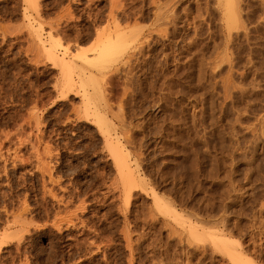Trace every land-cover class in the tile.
I'll list each match as a JSON object with an SVG mask.
<instances>
[{
	"label": "rangeland",
	"instance_id": "rangeland-1",
	"mask_svg": "<svg viewBox=\"0 0 264 264\" xmlns=\"http://www.w3.org/2000/svg\"><path fill=\"white\" fill-rule=\"evenodd\" d=\"M89 1L40 0L67 59L124 44L66 85L0 0V264H264V0Z\"/></svg>",
	"mask_w": 264,
	"mask_h": 264
},
{
	"label": "bare ground",
	"instance_id": "bare-ground-1",
	"mask_svg": "<svg viewBox=\"0 0 264 264\" xmlns=\"http://www.w3.org/2000/svg\"><path fill=\"white\" fill-rule=\"evenodd\" d=\"M26 3H27V6L28 7H30V8H32L33 9V12H34V14H29V15H27V17H26V15H25V17L27 18V20H28V22L30 23L31 21H33V22H36L37 24H38V26L36 25H31V27H32V30H33V34L31 35L32 36V42L33 41H36V43L38 44V46L41 48V50L42 51H45V53H46V58H49L52 62H53V64H55L57 67H59V68H61V72H64L63 73V78H64V75H65V73H68V75H67V78H71L70 80L68 79L67 81H66V85H68V83H69V85H70V83H71V81L73 80L72 79V77L70 76L71 74V62H72V59H73V57L74 58H80L82 61H84V62H86L87 64H91L93 61H95V63H96V61H97V63L95 64L94 62V65H93V67H95L96 65H97V67H98V65H102L103 64V66H104V64L105 63H107V62H103L104 60L106 61L107 59H109V58H111L113 55H115L116 53H120L122 50V47H123V45L124 44H120L119 43V41H121V39L119 40V35H116L117 33H115V35L113 34V35H111V36H106L107 38H105V37H103V36H101V37H103L104 39H105V41H103V40H101L100 39V43H98V45H96L97 46V50L95 51L96 52V54H95V56L93 57V56H90V57H88L86 54H84L83 52L82 53H79L77 56H73L72 57V59L70 58H68L67 59V53H68V51L67 52H59V51H56V49L55 48H57L55 45L58 43V41L57 42H55V43H53L54 41H55V39H54V36H59V33H61V32H59L58 31V27H59V25H58V23L57 24H53V23H49L48 24V26H49V30L47 31V34H43L42 32H45L44 31V27H43V21H42V19H43V16H42V7H40V0H24ZM89 1V0H88ZM92 1V0H91ZM90 2V1H89ZM94 2V1H93ZM228 2H229V4L227 5V6H229V9H230V12L228 13V15H231V18H233L234 17V19H235V15H234V4L232 3V0H231V2H230V0H228ZM227 2V3H228ZM70 4V3H69ZM89 5V4H88ZM93 8V7H92ZM26 9V13H28V9L29 8H25L24 7V10ZM47 9V8H46ZM84 10V9H83ZM88 10V9H87ZM72 11V10H71ZM63 13V12H62ZM61 13V14H62ZM67 13V12H66ZM83 13H84V11H83ZM44 14V13H43ZM70 14V13H69ZM68 14V15H69ZM92 14V13H91ZM110 14V13H109ZM71 15V14H70ZM23 16H24V14H23ZM67 17V16H66ZM70 17V16H69ZM25 18V19H26ZM57 18V17H56ZM72 18V17H71ZM79 18V17H78ZM95 19V18H94ZM119 19V18H118ZM117 19V20H118ZM233 19V20H234ZM51 20H53V19H51ZM228 20H230L229 19V17H228ZM50 21V20H49ZM61 21V20H60ZM231 21H232V19H231ZM62 22V21H61ZM114 22H116V21H114ZM96 23V22H95ZM27 24V23H26ZM47 24V23H46ZM28 25V24H27ZM29 25V26H30ZM56 25V26H55ZM115 23H114V27H115ZM30 27V28H31ZM63 27V26H62ZM116 27H117V25H116ZM115 27V28H116ZM67 28V27H66ZM119 27H117V29H118ZM47 29H48V27H47ZM21 30V29H20ZM59 30H61V29H59ZM122 32H125V31H122ZM97 33V32H96ZM99 33H101V32H99ZM99 33H97V37L99 36ZM112 33V32H111ZM12 34V33H11ZM19 34V33H18ZM104 34V33H103ZM108 34V33H107ZM110 34V33H109ZM122 34V33H121ZM124 34V33H123ZM122 34V35H123ZM15 35V34H14ZM45 35H47L46 37H45ZM74 35H76V34H74ZM101 35V34H100ZM116 36H118L117 38H115ZM124 36V35H123ZM64 37V36H63ZM77 38V37H76ZM31 39V38H30ZM63 39V38H62ZM119 40V41H118ZM27 41H29V40H27ZM102 41V42H101ZM49 42H50V45H48L49 44ZM27 43V42H26ZM122 43H124L123 41H122ZM34 44V43H33ZM37 44H36V46H37ZM55 44V45H54ZM70 44V43H69ZM59 46H61L60 44H58ZM1 47V46H0ZM34 48V47H33ZM66 48V47H65ZM96 48V47H95ZM127 49V48H126ZM25 50H27V49H25ZM29 50H30V47H29ZM34 50V49H33ZM32 50V51H33ZM38 50H40L39 48H38ZM60 50V49H59ZM63 50H67V48L66 49H64L63 48ZM31 51V50H30ZM62 51V50H61ZM25 52V51H24ZM36 52H38V51H36ZM26 53V52H25ZM122 53V52H121ZM33 54H34V52H33ZM75 54V53H74ZM81 54V55H80ZM83 54V55H82ZM24 55V54H23ZM36 55V54H35ZM39 55H41V54H39ZM38 55V56H39ZM42 56H44V55H42ZM35 57V56H34ZM74 60V59H73ZM111 61V60H110ZM36 62V61H35ZM34 62V63H35ZM91 62V63H90ZM101 64H100V63ZM103 62V63H102ZM113 62V61H112ZM33 63V62H32ZM73 63V62H72ZM92 63V64H93ZM45 64V63H44ZM91 64V65H92ZM108 64H110V63H108ZM73 65H74V63H73ZM106 65V64H105ZM75 66V65H74ZM109 66V65H108ZM100 67V66H99ZM52 68V67H51ZM102 68H104V67H102ZM35 71V70H34ZM62 74V73H61ZM70 74V75H69ZM61 76V75H60ZM73 82V81H72ZM72 84V83H71ZM65 87V86H64ZM70 87V86H69ZM35 92V91H34ZM36 94V93H35ZM84 94H86V93H84ZM64 95V94H63ZM83 95V94H82ZM41 96V95H40ZM48 100V99H47ZM37 102V101H36ZM53 106V105H52ZM84 109H86V108H84ZM87 109H90L89 107L87 108ZM86 109V110H87ZM85 110V111H86ZM34 111V110H33ZM32 111V112H33ZM87 112V111H86ZM88 113V112H87ZM86 113V114H87ZM96 113V112H95ZM27 115V114H26ZM32 115V114H31ZM79 115V114H78ZM82 115V114H81ZM87 116V115H86ZM31 117H34L35 118V116L33 115V116H31ZM89 117V116H88ZM30 118V117H29ZM22 120V119H21ZM36 120V119H35ZM68 120V119H67ZM93 120V119H92ZM36 121H38V120H36ZM29 125V124H28ZM36 126V125H35ZM20 127V126H19ZM35 129V128H34ZM4 130V129H3ZM17 131V130H16ZM14 132V131H13ZM8 134V133H7ZM18 135V134H17ZM4 136H6V135H4ZM20 137V136H19ZM25 138V137H24ZM8 139V138H7ZM10 139V138H9ZM36 139V138H35ZM17 140V139H16ZM19 140V139H18ZM35 141V140H34ZM19 142V141H18ZM22 142V141H21ZM17 143V142H16ZM26 144V143H25ZM44 144V143H43ZM49 145V144H48ZM47 146V145H46ZM55 146V145H54ZM33 147V146H32ZM57 148V147H56ZM49 150H51V149H49ZM70 150V149H69ZM22 152V151H21ZM44 154V153H43ZM116 154V153H115ZM114 154V155H115ZM15 155V154H14ZM45 156V155H44ZM115 157H117V159H116V161L118 160V162H117V164H119L118 165V167L120 166V168H118V172L123 176V177H121L120 176V178H125L124 180H125V184L124 185H126L127 187H128V189H127V191H129V190H131L132 188H134V186L136 187V182H135V180H134V175L131 173V171H129L130 169H129V166H128V164H127V162L122 158V156L119 154V153H117L116 155H115ZM16 158V157H15ZM61 158V157H60ZM14 159V158H13ZM12 159V160H13ZM54 159V158H53ZM30 160V159H29ZM14 162V161H13ZM31 162V161H30ZM29 162V163H30ZM22 163V162H21ZM32 163V162H31ZM42 163H43V161H42ZM47 163V162H46ZM49 163V162H48ZM32 164H34V163H32ZM52 165V164H51ZM46 166H48V165H46ZM16 167V166H15ZM39 169V168H38ZM41 170V169H40ZM43 170V169H42ZM120 170V171H119ZM28 171V170H27ZM44 174H46V173H44ZM51 175V174H50ZM50 177V179H52V177L51 176H49ZM3 180V179H2ZM122 180V179H121ZM62 181V180H61ZM15 183V182H14ZM63 184V183H62ZM138 185V184H137ZM42 186V185H41ZM113 186V185H112ZM118 187V186H117ZM125 188V187H124ZM78 190V189H77ZM110 190V189H109ZM126 190V189H125ZM52 191H53V189H50L49 190V192H50V195L52 196V197H56L54 194H52ZM76 191V190H75ZM126 192V191H125ZM131 192V191H130ZM129 192V193H130ZM40 194V193H39ZM49 194V193H48ZM126 194H127V192H126ZM125 194V195H126ZM35 195V194H34ZM129 195V194H128ZM73 196V195H72ZM79 197V196H78ZM125 197H127V195L126 196H124V199L126 200L127 198H125ZM51 198V197H50ZM22 199H23V197H22ZM36 199V198H35ZM154 199H155V202L158 204V206L159 207H162V205H161V203L160 202H162V201H159L158 200V198H157V196L155 195L154 196ZM52 200V199H51ZM57 200V199H56ZM60 200V199H59ZM20 201V200H19ZM22 201V200H21ZM61 202V201H60ZM67 202H69V201H67ZM80 202V201H79ZM87 202V201H86ZM58 203V202H57ZM56 203V204H57ZM63 204H65V203H63ZM67 204V203H66ZM85 204V203H84ZM83 204V205H84ZM59 205V204H58ZM79 205V204H78ZM82 205V204H81ZM164 206V205H163ZM29 207V206H28ZM31 207V206H30ZM68 207V206H67ZM80 207V206H79ZM83 207V206H82ZM166 207V206H165ZM52 208V207H51ZM17 209V208H16ZM80 209V208H79ZM160 209V208H159ZM158 209V210H159ZM167 210V209H166ZM18 211V210H17ZM21 211H23V210H21ZM67 211V210H66ZM72 211V210H71ZM77 211V210H76ZM262 211V210H261ZM60 212V211H59ZM20 213V212H19ZM166 213H168L167 211H166ZM26 215H27V213H26ZM48 215V214H47ZM54 216V215H53ZM57 216V215H56ZM77 217V216H76ZM81 218V217H80ZM173 218V217H172ZM31 219V218H30ZM56 219V218H55ZM73 219V218H72ZM79 220V219H78ZM65 221V220H64ZM81 221V220H80ZM31 222V221H30ZM35 222V221H34ZM55 222V221H54ZM60 222V221H59ZM69 222V221H68ZM68 222H66V223H68ZM37 223V222H36ZM57 224H58V222H56ZM61 223H62V220H61V222H60V225H61ZM28 224V223H27ZM30 224V223H29ZM55 224V223H54ZM71 224V223H70ZM59 225V226H60ZM73 225V224H72ZM54 226V225H53ZM58 226V227H59ZM66 226V225H65ZM44 227V226H43ZM51 227V226H50ZM68 227V226H67ZM38 228V227H37ZM54 228V227H53ZM60 228V227H59ZM59 228H57V229H59ZM28 229V228H27ZM65 229V228H64ZM23 231V230H22ZM26 231V230H25ZM82 231V230H81ZM127 231V230H126ZM192 231V230H191ZM190 232V231H189ZM22 233V232H21ZM26 233H27V231H26ZM44 233V232H43ZM23 234V233H22ZM53 235V234H52ZM80 235V234H79ZM190 235V234H189ZM194 235V234H193ZM192 235V236H193ZM199 235V234H198ZM96 237V236H95ZM123 237V236H122ZM127 238V237H126ZM217 238V239H216ZM216 241H217V244L218 245H220L221 247V249H222V251H224L228 256H230V258L236 263V264H252V263H249V261L247 260L248 258L247 257H244V256H242L241 254H235L234 252H231V250H230V244H233V242H232V240H230V239H228V238H223L222 236H220V235H218V236H216ZM19 239V238H18ZM129 239V238H128ZM58 240V239H57ZM195 240V239H194ZM252 241V240H251ZM196 242V241H195ZM21 243V242H20ZM56 243H57V241H56ZM254 243V242H253ZM23 245V244H22ZM45 245V244H44ZM51 245V244H50ZM78 245V244H77ZM76 246V245H75ZM98 246V245H97ZM19 248V247H18ZM99 248V247H98ZM82 250V249H81ZM93 250V249H92ZM62 251V250H61ZM41 252V251H40ZM233 253V254H232ZM46 254V253H45ZM64 254V253H63ZM258 254V253H257ZM130 255V254H129ZM61 256V255H60ZM46 257V256H45ZM63 257V256H62ZM257 257V256H256ZM51 260H53V259H51Z\"/></svg>",
	"mask_w": 264,
	"mask_h": 264
}]
</instances>
